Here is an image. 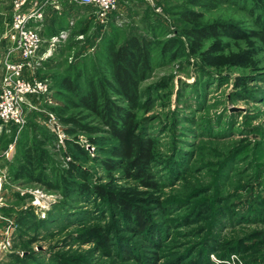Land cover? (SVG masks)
I'll return each instance as SVG.
<instances>
[{
  "label": "rangeland",
  "instance_id": "obj_1",
  "mask_svg": "<svg viewBox=\"0 0 264 264\" xmlns=\"http://www.w3.org/2000/svg\"><path fill=\"white\" fill-rule=\"evenodd\" d=\"M13 1L0 0V80ZM23 9L41 14L30 23L42 40L33 75L45 77L48 92L28 97L20 124L0 123V264H190L206 256L212 264L261 263L264 46L257 35L264 29V0H119L103 22L67 0H25ZM210 24L230 25L237 34L199 41L190 35ZM130 36L152 42L134 114L136 133L153 140L146 172L155 186L127 177L121 163L106 167L114 141L100 119L85 120L98 128L91 136L103 138L94 145L84 132L68 135L53 111L62 102L56 75L66 69L106 75V48ZM170 38L181 44L175 53L165 50ZM45 135L54 142L46 143ZM66 139L89 158H70ZM25 140L45 141L50 163L44 172H68L73 161L86 173L74 181L98 186L102 195L14 179ZM116 198L143 208L153 235L135 231ZM255 208L257 215L239 218ZM25 209L42 221L36 229L15 221ZM23 240L30 242L25 249Z\"/></svg>",
  "mask_w": 264,
  "mask_h": 264
},
{
  "label": "trees",
  "instance_id": "obj_2",
  "mask_svg": "<svg viewBox=\"0 0 264 264\" xmlns=\"http://www.w3.org/2000/svg\"><path fill=\"white\" fill-rule=\"evenodd\" d=\"M89 8V7H87ZM91 9V8H89ZM92 10V9H91ZM191 14V12H186ZM31 25V24H30ZM264 28V23H261ZM190 35L196 40L209 39L220 35V33L237 34V30L230 25L210 24L200 28L190 29ZM258 39L264 46V29L258 35ZM151 41L148 38H137L130 36L126 41L114 48L109 45L106 48V67L107 74L96 77L89 70L83 74L66 69L53 78L57 95L62 99L61 104L53 108L56 116L66 126L65 132L75 137L77 132H84L90 144L98 145L103 138H96L91 135L98 132V128L88 124L89 118H98L105 125L106 132L114 141L110 146V159L104 161L108 168L121 163L127 177H135L141 183L155 186L151 182V177L147 171L152 163L153 140L144 138L136 133V120L134 110L140 105L139 102V83L144 79L150 67ZM42 46V45H41ZM181 44L175 38H170L165 43V50L175 53L180 50ZM40 51V50H39ZM40 79L45 77L37 75ZM113 96L119 97L124 103V107L118 105ZM46 143H53V135H45ZM68 147L70 158L83 157L89 158L88 151L79 145L74 139L65 140ZM44 142L36 143L32 140H25L23 148L18 152V158L11 171L14 179H24L26 181L37 180L45 187L52 190H64L65 192L74 191L80 196L87 197L92 193H100L103 190L98 186L80 185L74 181V177L85 179V171L73 163L69 162L68 172L58 173L55 170L47 173L41 168L48 166L50 158L43 150ZM71 173L72 176L67 174ZM128 214V220L134 223L133 229L138 232L150 231L151 220L143 208L133 205L125 199L116 198ZM258 208L245 213H240L239 218L246 215H257ZM234 214V213H233ZM236 214V213H235ZM234 214V215H235ZM15 221L21 226H33L37 228L42 221H35L31 209L22 210ZM263 235V234H262ZM264 242V235L262 240ZM22 248L29 245V241H21ZM210 247L213 243L209 244ZM129 251L128 248H124ZM211 249V248H210ZM29 254V253H28ZM27 257V255H26ZM28 259L30 256L28 255ZM190 264H212L206 259H196ZM264 264V255L261 256V263Z\"/></svg>",
  "mask_w": 264,
  "mask_h": 264
},
{
  "label": "built area",
  "instance_id": "obj_3",
  "mask_svg": "<svg viewBox=\"0 0 264 264\" xmlns=\"http://www.w3.org/2000/svg\"><path fill=\"white\" fill-rule=\"evenodd\" d=\"M55 0H43L46 2ZM93 10L100 22L117 9L119 0H67ZM25 0L13 1V18L9 32L10 41L3 60V74L0 80V123L20 124L24 109L29 106L28 97L48 92V83L33 75L35 59L42 40L35 27L30 25L41 14L35 9L24 10Z\"/></svg>",
  "mask_w": 264,
  "mask_h": 264
}]
</instances>
